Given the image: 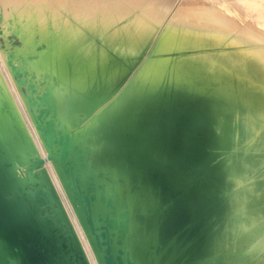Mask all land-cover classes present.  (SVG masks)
Listing matches in <instances>:
<instances>
[{"label":"bare ground","instance_id":"bare-ground-1","mask_svg":"<svg viewBox=\"0 0 264 264\" xmlns=\"http://www.w3.org/2000/svg\"><path fill=\"white\" fill-rule=\"evenodd\" d=\"M140 1L1 2L9 14L0 13V52L19 100L35 126L47 107L35 98L50 93L46 119L58 135L69 134V169L77 166L84 182L94 177V223L128 212L122 235L108 229L113 256L134 264H264V15L256 28L238 25L219 6L186 3L175 21L230 28L255 46L245 54L227 47L224 57L194 38H178L170 50L168 36L147 53L169 7L153 0L141 9ZM24 3L32 5L23 11ZM13 95L0 68V264H65L38 218L45 189L24 173L27 151L45 158L49 149L35 145ZM53 150L38 170L73 229L82 264H104L66 186L61 146ZM48 221L59 226L55 217Z\"/></svg>","mask_w":264,"mask_h":264},{"label":"water","instance_id":"water-1","mask_svg":"<svg viewBox=\"0 0 264 264\" xmlns=\"http://www.w3.org/2000/svg\"><path fill=\"white\" fill-rule=\"evenodd\" d=\"M11 69L15 72L17 78H21L20 71L18 67L11 65ZM23 78V77H22ZM30 88H34L31 86ZM35 93V90H33ZM49 94V95H48ZM50 93L46 91L41 93L36 100H39L47 106L44 110H39L36 115V125L34 126L41 141L43 147L49 149V152L45 158L41 155L31 156L32 154L27 151L26 164L24 173L32 175L36 178L45 189V194L38 197L39 210L38 218L40 222L44 224V232L46 235V241H52L55 248H58L57 253H55L57 259H64L65 264H82L83 253L78 243L74 238V232L72 227H70L66 217L59 205L58 200L49 193L47 187V182L44 180L43 175L39 172L38 168L41 167L46 161L53 159L55 153L53 150V144L57 143L61 146L59 153V160L63 163V171L65 177L68 179L66 186L71 190L77 204L81 208L83 215L85 217V223L89 229V232L94 237L95 245L103 250V261L104 264H134V261L128 260L123 262L120 253L117 256H113L111 251L112 248V237L108 234L109 228H121V235L123 230L126 229V219L128 218V212L123 211L120 213V220H117L115 215H110L109 212L97 219L100 222L95 224L91 215V205L90 201L95 200V180L92 175L86 176V181H82L79 176V170L77 166L74 168V172L69 169V164L72 162L69 160V134L58 135L54 128L53 119L46 117L53 112L54 102L50 97ZM161 114V113H160ZM164 114V112H163ZM165 115V114H164ZM165 118V116L163 117ZM163 121V120H162ZM17 128V126H16ZM18 129V128H17ZM19 131V130H18ZM45 150V148H44ZM71 177L73 179V184L71 183ZM84 183L88 189V193L81 190V184ZM104 187L101 188L103 190ZM50 217H55L59 226L55 229L52 228L48 219ZM53 255V253H52ZM53 255V256H55Z\"/></svg>","mask_w":264,"mask_h":264},{"label":"rangeland","instance_id":"rangeland-1","mask_svg":"<svg viewBox=\"0 0 264 264\" xmlns=\"http://www.w3.org/2000/svg\"><path fill=\"white\" fill-rule=\"evenodd\" d=\"M3 1H5V0H1L0 3L3 2ZM155 1L165 2L170 9L168 8V11H167V13H166V15L164 17L165 19H163L164 21H162L160 26L157 28L156 34L154 35V38H153L151 44L149 45V49H148L147 53H149L151 51L150 47L152 46L151 47V49H152L153 46H154L153 44H155L156 42H158V47H160V49H162V45L164 43H166L165 41L168 40L169 37H171V39H172L169 42V45L171 47L170 50H174V48H176V44H178L176 40L178 38H181V41L188 40L189 38H191V39L194 38L196 41H198L197 45L199 47H201L202 49H204V51H208L210 53L211 51L214 50V49L212 50V48H215V50L218 49V51L214 50L215 52H211V53H215V54H218V55L220 54V55H222L224 57H226V54H227L225 52L229 51V49H230L231 52H232V50L235 52L236 48L239 47L238 50H236V51L238 53H240V54L241 53L245 54L247 49L253 48L255 46V44L253 43V39L251 40V38H248V37L243 38V37L239 36V33H237L236 30H233V29H230V28H228V29H219V30H211V29H205V28L204 29H200L199 26L196 25V23L193 22V21H191V22L175 21L174 19H176V18H174V17H176L175 15H177L176 12L180 13L182 7L186 6V3H188V5H190V4H193L194 2H199V4L206 3L207 5H210L211 7L219 6L222 9H224L226 12H228L233 18H235L238 21L237 22L238 25H242L243 21H244V23L249 24L250 26L256 27V28H258L257 23L259 21V17L264 15V0H248V1H246V0H238V1H241V2H238L237 0H213V1L212 0L211 1L210 0H165V1L164 0H154V2ZM143 2H145L146 5ZM154 2H153V0H141L140 1L141 4L139 6H140L141 9H143V7L144 8H149ZM31 5H32L31 3H30V5H28L27 3H24V5L21 6V10L24 11L25 8H29L28 6H31ZM0 6H1L0 8L2 9V5L1 4H0ZM3 11L4 10H0V13H3ZM4 14H9V12L8 11H4ZM7 16L8 15H6L5 18ZM164 22H166V23L164 24ZM20 31H21V29H20ZM167 31L170 32L169 35H167L165 33ZM21 32H20V34H21ZM1 34H2V32H0V50L1 49H6L5 39L1 36ZM158 35H159V37H158ZM7 39H8V41H10V43L12 45H16V44L19 43L18 39L12 34H10V36H9V34L7 33ZM203 39H206L207 41L203 40ZM208 39L209 40L213 39L214 41H216L215 44L213 43L214 41H211L212 46L209 45L208 44V41H209ZM23 40H24V38H23ZM241 46H243L244 48L241 47ZM185 47H187V46H182L181 48H185ZM208 48L211 51L207 50ZM219 48H221V51H220ZM233 48H235V49H233ZM225 50H227V51H225ZM11 53L12 52L8 53V54H10V56L8 57L9 59L12 58V54ZM2 58H3V55L0 52V68H1L4 80H5L6 84L8 85L9 90H11L12 93L14 94L13 96L15 98H17L16 101L19 102L18 105L21 108V112H20L21 116L25 119V123L31 129L32 138H33V141H34L35 145L37 147H39V149L41 151H43L44 147L42 145V141H41L38 133L36 132L32 122L30 120V116H29V113H28L27 109L23 108V104L19 100V95H18V92H17L16 84L14 83L13 78L10 75V71L7 69L6 64L4 63ZM11 62L12 61H10V63ZM179 96H180V94H179ZM192 104H194V102ZM144 107H146V104L144 105ZM144 107L142 108V113H141L142 117H144V111H143ZM160 113L161 114H160L159 120L162 121V120H164V118H163L164 114H163V111H160ZM59 191L61 193L63 201L65 202V204L67 206V209L70 211V206H69V204H68V202L66 200V197H65L64 193L62 192V190H60V188H59ZM70 214L72 216V212L71 211H70ZM82 241L84 243V239L83 238H82ZM85 246H86V242H85Z\"/></svg>","mask_w":264,"mask_h":264}]
</instances>
